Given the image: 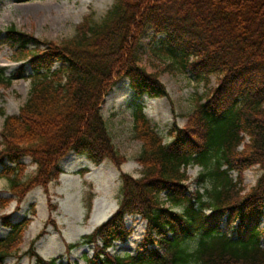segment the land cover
<instances>
[{
  "label": "trees",
  "instance_id": "trees-1",
  "mask_svg": "<svg viewBox=\"0 0 264 264\" xmlns=\"http://www.w3.org/2000/svg\"><path fill=\"white\" fill-rule=\"evenodd\" d=\"M147 36L206 86L217 77L187 125L171 128L170 142L145 112L144 97L169 96L162 71L142 64ZM4 41L19 66L9 75L0 69V86L31 83L28 100L0 131V179L16 199L57 180L71 153L97 165L124 161L103 114L107 96L124 79L142 142L141 176L123 175L118 210L67 245L68 254L91 245L93 255L65 262L32 250L36 264H264V0H115L102 21L85 17L70 39L42 41L12 27ZM26 158L34 173H27ZM196 165L205 171L201 185L211 181L205 193L188 185V168ZM254 166L260 177L245 191L242 174ZM6 202L0 199V206ZM128 216L146 221L144 238L135 254H113L133 233ZM1 219L9 229L0 237V264H6L31 219Z\"/></svg>",
  "mask_w": 264,
  "mask_h": 264
},
{
  "label": "rangeland",
  "instance_id": "rangeland-1",
  "mask_svg": "<svg viewBox=\"0 0 264 264\" xmlns=\"http://www.w3.org/2000/svg\"><path fill=\"white\" fill-rule=\"evenodd\" d=\"M115 0H0V69L7 75L15 71L19 64L12 59V51L4 41L6 31L15 28L34 35L42 41L61 42L75 36L77 27L85 17L92 15L102 21L114 5ZM142 64L149 71L160 72V79L167 87L168 97L151 99L144 97L145 112L166 142L171 141L170 130L174 126L184 128L189 117L204 101L210 89L217 86V77H211L209 86L197 79L180 63L160 52L158 39L147 36L141 50ZM31 83L20 79L8 87L0 86V131L5 117L18 114L29 98ZM133 97L129 81H120L109 93L103 106V114L118 151L123 155L121 164L105 160L97 165L82 155H71L62 163L64 173L47 188L38 186L29 191L19 201L10 192L9 183L0 179V199L6 200L0 206V237L9 233L2 217L10 215L13 222L31 219L25 231L22 244L16 256L6 264H36L31 251L44 259L62 256L65 262L80 261L83 255H93V246L83 245L67 253V245L78 243L105 223L117 210L122 196L124 174L141 176L142 167L138 158L142 142L135 136L133 125ZM28 174L36 171L30 158ZM205 172L200 166L188 168V185L191 191L210 187L211 181L201 185L198 181ZM261 174L258 166L246 169L243 174L245 191L253 187ZM236 179L238 172L231 174ZM207 186V187H206ZM127 226L133 233L126 244L118 243L111 250L113 254H135L143 240L146 221L140 216L126 217ZM264 226V222L262 224ZM195 242L189 243L195 247Z\"/></svg>",
  "mask_w": 264,
  "mask_h": 264
}]
</instances>
